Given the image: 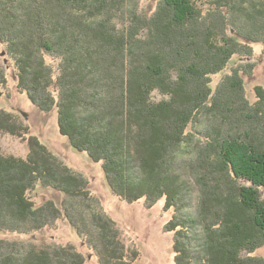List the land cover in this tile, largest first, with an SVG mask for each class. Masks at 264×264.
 Listing matches in <instances>:
<instances>
[{"label": "trees", "instance_id": "16d2710c", "mask_svg": "<svg viewBox=\"0 0 264 264\" xmlns=\"http://www.w3.org/2000/svg\"><path fill=\"white\" fill-rule=\"evenodd\" d=\"M139 1L0 0V42L18 87L41 111L57 108L60 133L101 163L115 195L149 207L165 198L174 208L165 228L175 233L176 264H264L252 255L264 245V92L252 105L239 69L215 92L209 85L235 56L264 44V0H158L152 15L140 13ZM46 54L59 59L56 78ZM155 91L166 98L157 101ZM204 114L222 131L214 126L203 145L185 130ZM239 128L246 132L232 134ZM22 130L0 109V131ZM28 144L26 159L0 147V232L26 235L64 217L101 264H128L113 222L90 207L87 180L37 137ZM37 184L68 198L37 206L29 195ZM0 264L87 263L73 246L0 238Z\"/></svg>", "mask_w": 264, "mask_h": 264}, {"label": "rangeland", "instance_id": "374dc122", "mask_svg": "<svg viewBox=\"0 0 264 264\" xmlns=\"http://www.w3.org/2000/svg\"><path fill=\"white\" fill-rule=\"evenodd\" d=\"M209 1L199 0L204 7H208ZM138 5L140 13L152 15L157 8L158 0H140ZM113 22L120 26V16L114 18ZM252 48V56H235L223 71L212 75L209 85L213 92L228 75L234 74V70L239 69L238 76L242 79L243 91L247 100L252 105L262 101L261 92H264V44L253 43ZM44 58L45 62L52 68L56 78L59 73V59L50 54H46ZM0 68L3 72L0 75V109L13 114L17 123L23 127L24 135V137L14 136L0 131L2 154L26 159L30 152L28 137H37L56 157L57 162L62 167L69 168L87 180L90 195L93 197L89 201L90 207L113 222L111 223L112 228L118 232V238L124 245L128 264H176L175 233L165 228L175 214L174 208H165V198H161L152 207H149L145 198L129 203L115 195L109 187L101 163L94 162L86 152H80L73 148L68 138L60 133L57 108L54 107L49 112H43L30 101L26 92L19 89L18 71L14 60L8 54L6 45L1 42ZM52 90L54 96H58L57 88L53 87ZM154 96L157 101L166 98L159 91H155ZM213 118V115L210 117L204 114L197 120L192 119L185 132L188 135L193 134L195 141L204 145L208 140L206 135L210 136L214 126L219 129V132L222 131L217 119ZM224 128L226 132L229 130L225 126ZM251 128L254 129L252 130L253 133L259 132L260 125L253 123ZM245 132L246 130L239 128L232 134L239 133L242 135ZM255 136L259 138V135ZM194 186L196 187L194 194L196 198L199 192L196 184ZM261 194L264 197V190ZM29 195L37 206L48 200H53L62 207L63 202L68 198L65 193L42 184H37ZM0 238L18 241L27 247L37 249L53 250L59 247L73 246L83 254L87 264H101L99 255L87 239L81 237L64 217L53 226L26 235L0 232ZM252 255L264 257V245L255 250Z\"/></svg>", "mask_w": 264, "mask_h": 264}, {"label": "water", "instance_id": "95a60500", "mask_svg": "<svg viewBox=\"0 0 264 264\" xmlns=\"http://www.w3.org/2000/svg\"><path fill=\"white\" fill-rule=\"evenodd\" d=\"M24 115L26 116V113H24Z\"/></svg>", "mask_w": 264, "mask_h": 264}]
</instances>
